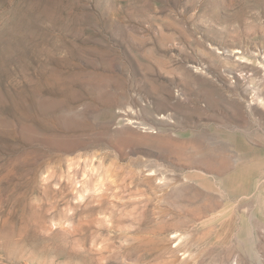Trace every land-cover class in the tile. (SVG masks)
I'll return each mask as SVG.
<instances>
[{"label":"rangeland","instance_id":"rangeland-1","mask_svg":"<svg viewBox=\"0 0 264 264\" xmlns=\"http://www.w3.org/2000/svg\"><path fill=\"white\" fill-rule=\"evenodd\" d=\"M0 264H264V0H0Z\"/></svg>","mask_w":264,"mask_h":264},{"label":"bare ground","instance_id":"bare-ground-1","mask_svg":"<svg viewBox=\"0 0 264 264\" xmlns=\"http://www.w3.org/2000/svg\"><path fill=\"white\" fill-rule=\"evenodd\" d=\"M130 123H132V122H130Z\"/></svg>","mask_w":264,"mask_h":264}]
</instances>
